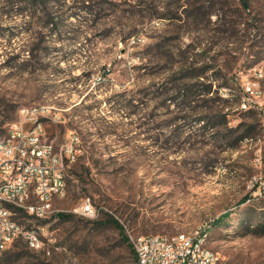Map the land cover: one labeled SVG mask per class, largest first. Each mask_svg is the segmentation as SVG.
Returning a JSON list of instances; mask_svg holds the SVG:
<instances>
[{
    "label": "rangeland",
    "instance_id": "374dc122",
    "mask_svg": "<svg viewBox=\"0 0 264 264\" xmlns=\"http://www.w3.org/2000/svg\"><path fill=\"white\" fill-rule=\"evenodd\" d=\"M246 1L244 15L256 31L238 25L242 0H0V138L21 108L42 107L59 118L46 127L58 151L70 136L79 139L66 195L52 204L73 219H17L26 229L46 224L44 244L35 250L20 239L5 261L134 264L120 230L97 224L109 214L131 241L206 228L221 264H264V199L250 187L264 177L260 114V133L231 149L213 136L217 130L181 122L197 114L169 101L183 51L214 46L194 57L215 65L201 79L212 85L207 99H219L224 83L242 94L241 75L264 68V0ZM243 111L227 129L251 122ZM87 201L95 216L81 213ZM227 213L224 225H214Z\"/></svg>",
    "mask_w": 264,
    "mask_h": 264
},
{
    "label": "built area",
    "instance_id": "2783aa9c",
    "mask_svg": "<svg viewBox=\"0 0 264 264\" xmlns=\"http://www.w3.org/2000/svg\"><path fill=\"white\" fill-rule=\"evenodd\" d=\"M264 77V68L260 75L242 74L238 88L243 90L240 108H257L264 121V89L257 87L256 78ZM227 97L229 95H223ZM55 114L43 111L42 107H23L18 118L10 123L7 135L0 138V203H9L11 215L0 210V253L11 249L12 240H32V230L23 232L14 220V213L21 211L22 202H34L35 198H44L47 202L53 197V191L63 192L60 187V175H65L69 161L77 160L79 139L70 136L64 142V151H56L54 140L47 136V122L58 121ZM49 154H56V161H49ZM262 165L263 155L258 158ZM264 168V167H263ZM251 189L264 199V177H255ZM4 192H17V200L3 202ZM31 219L46 223L59 212L54 210H22ZM84 215H96L90 201L81 206ZM40 241H35V250L43 247L42 237L47 226L40 224ZM202 240H208L207 229L196 233L176 235H140L132 238L137 253V264H221L222 260L212 261V251H202Z\"/></svg>",
    "mask_w": 264,
    "mask_h": 264
},
{
    "label": "trees",
    "instance_id": "16d2710c",
    "mask_svg": "<svg viewBox=\"0 0 264 264\" xmlns=\"http://www.w3.org/2000/svg\"><path fill=\"white\" fill-rule=\"evenodd\" d=\"M33 4H40L44 3L46 4L48 0H30ZM243 13L241 14V20L238 22V25L243 24L248 32H251V30H255L254 25L251 24V21L247 19V17L244 15V13H247L250 11L251 5L249 1H242L241 2ZM51 21H54V17L51 19ZM261 34V28H257L256 35H254L255 38ZM251 36V34L249 35ZM162 46L160 44L157 45L156 50L157 52L160 51ZM214 46L209 49H204L200 54H189V51H183L181 54L182 61H180V67L177 68V71L174 73V78L171 81V84H174V87L170 89L174 92V95L169 98V101L175 103L179 108L183 109V111H190V116H193L195 114L196 117L193 119H189L190 117L188 115L183 114L180 116V120L186 121L190 120L191 123L194 125H198L203 123L201 126L202 129L208 131V132H216L213 136H222V140L225 143L226 147L231 149H236L244 140L255 136L260 133V122L257 116V112L260 114V112L256 109H250L247 111H243L240 108V101H241V93L240 91L236 90L235 88L231 87L229 83H224L222 85V89L220 90V98H206L209 94H211L212 91V85L208 83H203L201 81L202 78L211 70H214L215 65L213 63L211 64H203L202 60H199L198 58L195 59L194 57H198L201 55H204V53H209L213 50ZM193 55V56H192ZM163 60V59H161ZM215 60H211L210 62H214ZM220 74V71L216 72V75ZM227 87V88H226ZM223 89H230L229 96L224 97L223 96ZM218 101H223L224 106L219 107L213 103H216ZM229 105L230 109H228L227 112H225V106ZM228 106V107H229ZM227 107V108H228ZM204 109L206 111L205 115H201L200 110ZM244 112L248 120H251L249 123H239L236 128H230L227 129V126L232 122V116L237 112ZM199 114V115H198ZM261 116V115H260ZM262 119V116H261ZM263 121V119H262ZM264 123V122H263ZM224 128V129H223ZM264 128V127H263ZM250 197L246 196L241 202H246ZM15 219H21L23 218H29L27 213L24 211L15 212ZM231 213H227L219 217L215 222L214 225L216 226H222L226 223V221L230 218ZM56 217V216H55ZM57 217L60 220L63 221H69L72 220L74 215L62 213L59 212L57 214ZM259 219L261 220L259 226H263L264 228V217L260 216ZM99 226H107L111 225L116 227L118 230H120V233L122 235L123 242L128 246L130 254L133 259V263H138V257L137 253L134 249V246L129 239V237L125 233V229L120 223L118 219H116L114 216L107 214L106 218L101 219L97 222ZM8 252V251H7ZM5 253L8 254V253ZM11 255L8 256V258L4 262L5 264H9L12 261ZM16 256V255H15ZM20 256V255H18ZM14 257V256H13Z\"/></svg>",
    "mask_w": 264,
    "mask_h": 264
},
{
    "label": "bare ground",
    "instance_id": "6f19581e",
    "mask_svg": "<svg viewBox=\"0 0 264 264\" xmlns=\"http://www.w3.org/2000/svg\"><path fill=\"white\" fill-rule=\"evenodd\" d=\"M262 68H256L254 69V75H260ZM264 77H257L256 78V85L257 87H261L264 89L263 86ZM242 90V89H241ZM243 100V93L241 94V101ZM250 109H256L257 108H241V110H250ZM43 111L49 112L47 109L42 108ZM56 151L57 148H56ZM61 151H64L61 150ZM49 161H56V154H49ZM66 169L65 167V175H60V187L63 189V192L60 194V191H53V197L50 199V202H47L44 198H35L34 202H22L21 203V210H38V211H46V210H52V204L55 202L56 199L62 198L66 195L67 191V180H66ZM14 200H17V192H4L3 193V202H12ZM0 210L4 211V215H11V208H9V203H0ZM16 213H14V220L16 225L19 226L23 230V232H30L32 230V240L28 241V245L30 248H35V241H40V229H26L23 227L17 219H15ZM187 234V233H182ZM18 240H12L11 241V247L17 242ZM202 251H209V245L208 240H202ZM212 251V261H219V257L217 253L211 249ZM4 259H1V253H0V264L3 263Z\"/></svg>",
    "mask_w": 264,
    "mask_h": 264
},
{
    "label": "water",
    "instance_id": "95a60500",
    "mask_svg": "<svg viewBox=\"0 0 264 264\" xmlns=\"http://www.w3.org/2000/svg\"><path fill=\"white\" fill-rule=\"evenodd\" d=\"M242 1H246V0H242Z\"/></svg>",
    "mask_w": 264,
    "mask_h": 264
}]
</instances>
